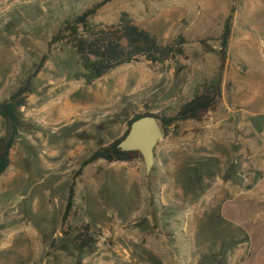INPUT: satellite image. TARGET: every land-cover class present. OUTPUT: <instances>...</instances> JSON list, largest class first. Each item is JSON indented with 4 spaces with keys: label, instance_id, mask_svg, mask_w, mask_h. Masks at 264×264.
Masks as SVG:
<instances>
[{
    "label": "rangeland",
    "instance_id": "374dc122",
    "mask_svg": "<svg viewBox=\"0 0 264 264\" xmlns=\"http://www.w3.org/2000/svg\"><path fill=\"white\" fill-rule=\"evenodd\" d=\"M99 1L0 0V101L28 83L0 176V264H264V0H108L91 24L125 12L160 44L183 37L181 53L140 56L86 83L75 77V51L51 39ZM217 82L215 110L170 126L149 173L141 157L82 169L68 223L99 234L76 253L61 215L80 162L122 136L135 113H158ZM8 133L0 117V143Z\"/></svg>",
    "mask_w": 264,
    "mask_h": 264
},
{
    "label": "trees",
    "instance_id": "16d2710c",
    "mask_svg": "<svg viewBox=\"0 0 264 264\" xmlns=\"http://www.w3.org/2000/svg\"><path fill=\"white\" fill-rule=\"evenodd\" d=\"M108 0H101L92 7H88L77 14L72 20L66 21L60 31L52 36L51 42L64 39L75 51L78 57L80 70L75 73V77L83 79L86 83L100 78L111 69L144 56L151 62L165 59L176 53H181V43L183 37L178 36V47L172 44H160L156 37L149 31L137 26L127 13L123 12L118 21L108 26L93 25L88 17ZM237 2L238 0H232ZM236 7L230 9L222 32L219 37V71L224 67L228 44L232 31V13ZM46 56L44 55L39 63L42 65ZM36 71L34 72V74ZM27 84L20 86L7 99L0 101V117L7 121L9 133L0 143V176L6 171L10 164V149L15 142L21 127V115L19 109L25 105V91ZM222 95L220 84H204L188 99H177L173 104L168 105L155 113L159 124L165 134L170 126H175L177 122L187 119L201 120L207 113L214 111ZM150 112L135 113L130 122L142 115ZM129 122V123H130ZM129 124L119 138L97 147L79 164L73 172V180L68 186L64 209L61 215V230L63 236L70 237V246L78 254H82L86 249L92 248L98 238V230L93 229L89 223L84 222L76 226L68 223V217L72 212L74 197V179L82 172V169L98 159L108 162L124 161L129 162L140 158V154L135 150L123 151L117 147V143L127 133ZM51 247L55 246L52 239ZM69 245L61 243L57 248L66 251Z\"/></svg>",
    "mask_w": 264,
    "mask_h": 264
},
{
    "label": "water",
    "instance_id": "95a60500",
    "mask_svg": "<svg viewBox=\"0 0 264 264\" xmlns=\"http://www.w3.org/2000/svg\"><path fill=\"white\" fill-rule=\"evenodd\" d=\"M164 138V132L154 113L142 115L129 123L127 133L117 143L123 151L135 150L142 159L145 173L155 160V147Z\"/></svg>",
    "mask_w": 264,
    "mask_h": 264
}]
</instances>
